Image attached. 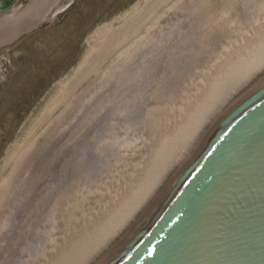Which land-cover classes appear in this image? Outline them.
Here are the masks:
<instances>
[{
  "label": "bare ground",
  "instance_id": "bare-ground-1",
  "mask_svg": "<svg viewBox=\"0 0 264 264\" xmlns=\"http://www.w3.org/2000/svg\"><path fill=\"white\" fill-rule=\"evenodd\" d=\"M195 1L140 0L88 36V84L28 155L25 214L20 184L0 193V264L30 239L43 264H92L264 84V0Z\"/></svg>",
  "mask_w": 264,
  "mask_h": 264
},
{
  "label": "water",
  "instance_id": "water-1",
  "mask_svg": "<svg viewBox=\"0 0 264 264\" xmlns=\"http://www.w3.org/2000/svg\"><path fill=\"white\" fill-rule=\"evenodd\" d=\"M18 1L1 0L0 16ZM42 5L25 6L28 21L0 52L58 11ZM92 264H264V84Z\"/></svg>",
  "mask_w": 264,
  "mask_h": 264
},
{
  "label": "rangeland",
  "instance_id": "rangeland-1",
  "mask_svg": "<svg viewBox=\"0 0 264 264\" xmlns=\"http://www.w3.org/2000/svg\"><path fill=\"white\" fill-rule=\"evenodd\" d=\"M30 1L19 0L15 8H9L7 14L0 16V41L14 36L28 21V17L21 18L19 14ZM138 1L140 0H43V10L47 11L52 6L60 10H56L55 15L42 19L39 27L15 46L0 52V136L3 138L0 141V193L4 188L9 189L17 183L22 184L19 185L22 188L19 193L25 190L21 175L25 173L28 155L39 148V141L43 136L54 132L59 120L50 119L49 114L56 109L59 100H69L73 89L88 84L87 74L77 71L91 48L88 36ZM65 5L67 7L64 8ZM166 36L167 30L164 31V37ZM260 41L259 38L255 44ZM220 60L221 56L213 61L218 64ZM116 64V69H119L121 63ZM214 68L209 66L207 71L210 73ZM18 117L22 118L16 122ZM18 201L14 205L18 207L16 214H25V191L18 196ZM10 213L11 210L7 211V216ZM37 245V240L25 241L26 264H29L30 259L31 264H43L52 260L43 255L42 245L33 252Z\"/></svg>",
  "mask_w": 264,
  "mask_h": 264
},
{
  "label": "trees",
  "instance_id": "trees-1",
  "mask_svg": "<svg viewBox=\"0 0 264 264\" xmlns=\"http://www.w3.org/2000/svg\"><path fill=\"white\" fill-rule=\"evenodd\" d=\"M31 105V104H30ZM30 105L26 108V111L25 112H27L28 111V109H29V107H30ZM22 117H18L17 118V121L16 122H18L20 119H21ZM17 123H15V125H16ZM0 141L2 142L3 141V138H2V136H0Z\"/></svg>",
  "mask_w": 264,
  "mask_h": 264
},
{
  "label": "flooded vegetation",
  "instance_id": "flooded-vegetation-1",
  "mask_svg": "<svg viewBox=\"0 0 264 264\" xmlns=\"http://www.w3.org/2000/svg\"><path fill=\"white\" fill-rule=\"evenodd\" d=\"M70 1H71V0H70ZM65 7H67V5H65L64 8H65ZM61 8H62V7H61ZM58 10H60V8H58ZM55 13H56V12H55ZM53 15H55V14H53Z\"/></svg>",
  "mask_w": 264,
  "mask_h": 264
}]
</instances>
